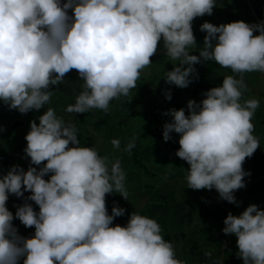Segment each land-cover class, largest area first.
<instances>
[{"label": "clouds", "instance_id": "1", "mask_svg": "<svg viewBox=\"0 0 264 264\" xmlns=\"http://www.w3.org/2000/svg\"><path fill=\"white\" fill-rule=\"evenodd\" d=\"M214 7L216 0H0V101L21 114L39 110L54 93L49 86L75 69L83 91L66 111L107 113L113 99L137 87L161 41L178 62L166 84L185 88L198 79L195 64L213 61L236 75L203 93L199 104L189 100L187 115L184 108L164 113L171 122L162 136L169 141L170 133L179 134L175 154L189 165L188 188H214L238 206L233 193L250 175L243 164L260 147L252 123L259 101L241 97L243 74L264 73V21L204 22L203 48L191 55L197 45L192 22ZM164 95L171 99L169 91ZM38 120L30 121L24 153L30 165L43 166L13 165L0 175V264H18L21 257L23 264H185L155 219L132 212L126 225L113 226L125 210L114 203L110 215L106 194L127 200L119 161L109 167L94 147L80 146L75 125L53 108ZM24 192L39 208L27 202L16 208L15 218L35 229L30 237L18 234L6 207L9 194ZM223 224L225 235L236 236L243 264H264V210L250 204L239 215L229 212Z\"/></svg>", "mask_w": 264, "mask_h": 264}, {"label": "rangeland", "instance_id": "2", "mask_svg": "<svg viewBox=\"0 0 264 264\" xmlns=\"http://www.w3.org/2000/svg\"><path fill=\"white\" fill-rule=\"evenodd\" d=\"M222 1L216 0L212 15H204L193 20L192 29L197 45L190 48V53L195 49L194 53L198 56L203 48V38L206 33L200 30V25L204 22L218 26L237 20L250 24L264 21V0H224L231 6L233 17L227 16ZM63 2L66 0H62ZM68 14L72 15L71 9L68 10ZM258 34V32L254 33V35ZM150 59L152 64L142 71L136 82L137 87L130 90L129 95H121L113 99L107 113L93 108L79 118L81 113L66 111L83 91V81L80 80L75 69L65 75L62 84L49 86V90L54 93L50 102L39 110L21 114L15 109L10 110L0 101V128L3 129L0 131V164L6 163L1 165L0 175L6 174L13 165H19L25 171L27 170L30 159L24 153L27 143L24 137L30 130V121L39 123L38 117L47 108H53L57 117L61 118L66 125H75L80 146L94 147L100 156L108 158L109 164L120 162L125 173L127 190V200L118 193V197L123 202L133 210L143 209L149 218L157 222L160 216L167 217L165 223H158L164 238L172 243L178 259H182L181 239L188 236L191 247L200 248L199 251L204 252L199 262L243 264V260L239 258L236 236L225 235L222 229L223 220L229 212L239 215L250 204H255L260 210H264V73L243 74L247 88L243 90L241 102L249 99L259 101L252 123L254 124L253 135L259 139L260 147L250 158H246L243 164V169L250 175L244 177L245 187L233 193L238 202L237 206L220 199L214 188L211 190L188 188L186 176L189 165L175 154L179 149V134L170 133L169 141H164L162 136L163 125L171 122V117L164 113L169 109L184 108L187 115L186 105L189 100L199 104L205 98L203 93L212 87L222 85L225 76L236 74L213 61H206L194 65L198 79L193 77L187 87L179 88L166 84L163 79L178 62L172 61L167 56L162 41L157 54ZM194 89L197 91L195 92ZM166 91L171 93L170 100L164 95ZM145 130H155L157 135L131 142L132 138ZM130 143L134 145L131 148L128 147ZM131 149H138V152L143 155L142 161L146 163L148 173L128 162V151ZM44 178L48 179V176ZM136 185H141L143 188L136 189ZM110 195L111 193L106 194V198L108 199ZM24 197L25 192L23 197L18 198L22 200ZM14 198H16L15 195L9 194L6 203L7 209L14 216L13 226L20 236L30 237L34 235L35 229L25 227L15 218ZM152 201L160 203L167 201V205L161 207ZM27 203L31 204L35 211H39L33 201L28 200ZM112 208L113 206L109 211L110 215ZM200 209H204V212L197 220H193L194 214ZM204 241L207 243L204 244ZM23 259L24 257H21L20 261Z\"/></svg>", "mask_w": 264, "mask_h": 264}, {"label": "trees", "instance_id": "3", "mask_svg": "<svg viewBox=\"0 0 264 264\" xmlns=\"http://www.w3.org/2000/svg\"><path fill=\"white\" fill-rule=\"evenodd\" d=\"M222 5H223L224 11L226 12L227 16L233 17L232 8L229 5V3H227L226 1L223 0ZM194 52H195V49H193L190 54L195 55ZM198 86H202V85L198 84ZM194 91L196 92L197 90L194 89ZM82 117H83V114H81V116L79 118H82ZM152 135H157L155 130H145V131L141 132L138 136L132 138L131 142H133L135 140L139 141L141 139L146 138L147 136H152ZM142 159H144V157L140 152H138V149H135V150L131 149L128 151V158H127L128 162L131 163L132 165H135L136 167L141 169L143 172L148 173V168L146 166V163L144 161H142ZM112 163H114V162H112ZM112 163L109 164V167H111ZM1 165H6V163L5 162L1 163L0 167H1ZM30 166H34V165H30ZM121 169H122V166H121ZM138 187L143 188V186H141V185H136V189H138ZM26 195L29 196L30 193L25 192V197H26ZM25 197L22 200H20L18 197L14 198L15 202L13 205L14 206L13 209H15L18 206L27 202L25 200ZM110 197L108 196V199L106 198V207H107L109 214H110L109 211H110L111 207L114 206V203L125 210L124 215L114 218L113 226L116 224H119L121 226L126 225L128 222V219L130 217V214L132 212H135V213L140 214V215L148 216L147 213H145V211H143V209L137 211V210H133L131 207H129V205H127L125 202L122 201V199H120L118 197V193H111ZM152 202L156 203L158 206H161V207H164V205H167V201H163L164 203H160L158 201H152ZM33 209H35V208L33 207ZM205 209H208V207L207 208L205 207ZM203 212H204V209L203 210L200 209L199 211H197L194 214L195 218L193 220H197ZM166 218H167L166 216H164L162 218L160 216V218L158 219V222L161 224L165 223L167 221ZM181 240H182V246L181 247L183 250L181 260L184 261L185 264H198V263L199 264H208V263H205L203 261L199 262L203 258L204 252L199 251L200 248L191 247L188 236L183 237ZM206 243H207V241H204V244H206ZM23 260L22 261L19 260L18 264H23Z\"/></svg>", "mask_w": 264, "mask_h": 264}, {"label": "crops", "instance_id": "4", "mask_svg": "<svg viewBox=\"0 0 264 264\" xmlns=\"http://www.w3.org/2000/svg\"><path fill=\"white\" fill-rule=\"evenodd\" d=\"M261 176H263V175H261Z\"/></svg>", "mask_w": 264, "mask_h": 264}]
</instances>
